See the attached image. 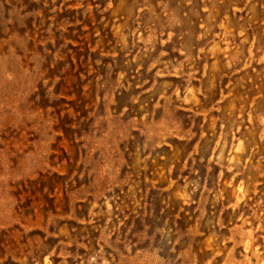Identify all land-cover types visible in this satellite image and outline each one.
<instances>
[{"label": "rangeland", "instance_id": "1", "mask_svg": "<svg viewBox=\"0 0 264 264\" xmlns=\"http://www.w3.org/2000/svg\"><path fill=\"white\" fill-rule=\"evenodd\" d=\"M0 264H264V0H0Z\"/></svg>", "mask_w": 264, "mask_h": 264}]
</instances>
